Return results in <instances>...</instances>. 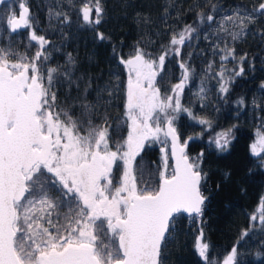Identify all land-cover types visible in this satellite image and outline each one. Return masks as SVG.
<instances>
[{
  "label": "snow or ice",
  "instance_id": "6c2138e0",
  "mask_svg": "<svg viewBox=\"0 0 264 264\" xmlns=\"http://www.w3.org/2000/svg\"><path fill=\"white\" fill-rule=\"evenodd\" d=\"M0 5L7 7V0H0ZM19 9L18 13L9 9L4 18L12 32L31 28L29 8L20 3ZM80 12L88 25H99L101 0H85ZM257 16H264V2L251 14L237 11L226 17L236 30H224L235 42L247 35V25ZM200 19L212 22L214 16L200 14ZM194 31L187 25L172 35L170 46H176V55ZM97 38L106 39L101 32ZM30 39L39 45L31 60L9 59L13 54L0 49V264H163L162 244L174 215L201 216L207 199L201 191L206 173L200 170L199 158L190 161L185 151L192 137L181 142L174 123L176 114L185 112L211 128L210 121L194 116L181 104L189 67L181 63L180 82L162 94L157 77L167 51L158 60L139 47L129 58L120 57L128 73L125 115L130 125L126 139L115 143L113 150L107 116L94 123L99 90L98 99L90 102L91 85L86 82L75 100L58 104L53 89L60 73L44 65L48 59L44 49L50 42L35 30ZM220 51L222 61L236 59L235 48L227 43ZM243 59L232 70L237 76L244 73ZM218 75L223 81L219 90L227 95L231 77L225 78L223 65ZM161 136L165 145L170 138L171 172L165 152L156 186L138 187L136 157L146 141H161ZM233 138L232 129H226L213 142L226 150ZM250 152L257 156L264 152V133H257ZM53 188L57 198L49 194ZM258 212L264 224V197ZM250 220L256 221L257 215ZM195 247L206 264H214L203 230ZM223 264H237L236 247Z\"/></svg>",
  "mask_w": 264,
  "mask_h": 264
},
{
  "label": "trees",
  "instance_id": "16d2710c",
  "mask_svg": "<svg viewBox=\"0 0 264 264\" xmlns=\"http://www.w3.org/2000/svg\"><path fill=\"white\" fill-rule=\"evenodd\" d=\"M84 2L8 1L7 7L0 8V49L13 54L9 59L31 60L39 48L30 39L31 31L44 36L50 42L44 49L48 55L44 65L57 68L60 73L53 89L57 103L75 100L86 82L91 85L90 102L98 99L99 90L94 123L107 116L113 150L115 143L126 139L130 125L125 115L128 73L119 62L120 57L129 58L139 47L158 60L167 51L163 70L157 77L162 94L180 82V64L188 66L191 74L180 97L181 104L194 116L210 121L211 128L197 123L185 112L176 114L178 119L174 123L182 141L192 137L187 154L190 161L199 158L200 170L206 173L201 191L207 199L201 216L179 214L173 218L161 259L163 264H206L195 247L203 230V239L209 244L208 256L214 264H223L233 247L237 248V264H264V224L260 223L258 212L264 197V152L258 156L250 152L257 133H264V16H257L247 25L248 36L243 44L247 63L243 65V75L235 76L230 70L239 65L222 64L219 54L216 55L226 47L224 29L233 25L226 17L237 11L251 14L248 7L254 0H101L103 18L95 27L82 19L80 8ZM20 3L30 10L31 28L11 32L4 18L9 9L18 13ZM200 14L205 18L211 14L214 20L201 22ZM187 25L196 31L176 55V46H170L171 37ZM97 32L106 39L99 40ZM238 46L240 51L241 41ZM222 65L225 78L231 77L227 95L219 90L223 83L218 75ZM226 129H232L234 138L222 150L213 141L217 133ZM163 139L161 136V141H146L136 157L138 187L156 186L162 156L169 153ZM168 164L171 172L170 158ZM114 175H118L115 169ZM49 194L58 197L55 188ZM253 214L257 215L256 221L250 220ZM245 231L248 234L242 236Z\"/></svg>",
  "mask_w": 264,
  "mask_h": 264
},
{
  "label": "flooded vegetation",
  "instance_id": "af4514ba",
  "mask_svg": "<svg viewBox=\"0 0 264 264\" xmlns=\"http://www.w3.org/2000/svg\"><path fill=\"white\" fill-rule=\"evenodd\" d=\"M261 2H264V0H254V2L252 3V5L250 7H248V12L253 13L256 9H258V7H259V5H260ZM226 29H228L229 31L236 30L233 27V25L226 26ZM247 36H248V33H247V35H245L241 39H238L235 42H233L231 40V37L228 35V32H226V34L224 35V37L226 39L227 46L228 47H234L235 48L236 59L233 60V59L230 58L229 60H226L225 62L222 61L221 62L222 64H229L230 66H232L234 64L239 65L241 63L240 58L247 56V53L245 52L246 48L243 47V44H245V39H246ZM240 41H241V50L239 51V46L238 45H239ZM218 54H219L220 59H221L222 52L221 51L220 52H216V55H218ZM246 63H247V60L246 59H243L242 65H245ZM236 68H238V67H236ZM236 68H231L230 69L231 72L233 73L232 70L233 69H236ZM235 76H237V75H235Z\"/></svg>",
  "mask_w": 264,
  "mask_h": 264
},
{
  "label": "water",
  "instance_id": "95a60500",
  "mask_svg": "<svg viewBox=\"0 0 264 264\" xmlns=\"http://www.w3.org/2000/svg\"><path fill=\"white\" fill-rule=\"evenodd\" d=\"M8 1H10V0H7V2ZM1 6L2 5H0V8H1ZM20 11V10H19ZM21 30H24V29H18L16 32H18V31H21ZM11 31V30H10ZM12 32V31H11ZM31 34V33H30ZM184 141V140H183ZM182 140H181V142H183ZM189 142H190V140L188 141V145H189ZM168 150H169V158H170V161H171V166L173 165V163H174V161H173V158L171 157V155H170V151H171V147H170V138H169V142H168ZM187 150H188V147L185 149V151H186V153H187ZM188 155V154H187ZM204 206V205H203ZM179 214H183V215H185V216H188V217H191V216H196L195 214H192V215H189V214H187V213H178V214H175L174 215V217L175 216H177V215H179ZM173 217V218H174ZM168 234V233H167ZM167 234H166V236H167ZM163 245V244H162Z\"/></svg>",
  "mask_w": 264,
  "mask_h": 264
},
{
  "label": "rangeland",
  "instance_id": "374dc122",
  "mask_svg": "<svg viewBox=\"0 0 264 264\" xmlns=\"http://www.w3.org/2000/svg\"><path fill=\"white\" fill-rule=\"evenodd\" d=\"M256 140H257V137H256L255 141H256ZM255 141H254V142H255ZM254 142H253V143H254ZM253 143H252V144H253Z\"/></svg>",
  "mask_w": 264,
  "mask_h": 264
}]
</instances>
